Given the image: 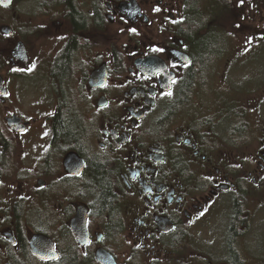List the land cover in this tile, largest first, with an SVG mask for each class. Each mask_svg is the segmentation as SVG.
<instances>
[{
  "label": "flooded vegetation",
  "instance_id": "af4514ba",
  "mask_svg": "<svg viewBox=\"0 0 264 264\" xmlns=\"http://www.w3.org/2000/svg\"><path fill=\"white\" fill-rule=\"evenodd\" d=\"M247 1L233 2L235 19H258L251 30L264 34V0ZM72 5L87 16L81 27L67 0H0V264H264V133L244 141L237 120L238 140L217 149L183 118L201 94L199 78L182 93L193 62L180 30L187 0ZM72 37L60 79L54 63ZM63 97L84 144L55 136ZM91 160L111 176L103 207Z\"/></svg>",
  "mask_w": 264,
  "mask_h": 264
},
{
  "label": "rangeland",
  "instance_id": "374dc122",
  "mask_svg": "<svg viewBox=\"0 0 264 264\" xmlns=\"http://www.w3.org/2000/svg\"><path fill=\"white\" fill-rule=\"evenodd\" d=\"M234 1L237 0H197L200 16L204 19L203 29H210L215 34L222 32V44L224 39L227 47H222L210 61V73L208 69L199 77L195 89L201 94L197 100L188 99L182 109L183 118L192 125L201 126L207 140L217 149L223 147L221 144H235L238 140L237 120L243 121L241 134L244 141L257 143L264 133V34L251 30L261 29L262 25L258 19L237 21ZM247 2L250 4L251 0ZM235 29L240 32L231 31ZM39 99V103L46 106ZM248 124L254 126L252 132ZM235 152H232V158ZM256 201H264V196H259ZM222 205L216 218L219 223L227 220L229 195L224 197ZM255 219L260 222L264 219V206L257 208Z\"/></svg>",
  "mask_w": 264,
  "mask_h": 264
},
{
  "label": "trees",
  "instance_id": "16d2710c",
  "mask_svg": "<svg viewBox=\"0 0 264 264\" xmlns=\"http://www.w3.org/2000/svg\"><path fill=\"white\" fill-rule=\"evenodd\" d=\"M67 3L71 7L70 16L74 26L76 28L83 26L87 16L75 11L72 0H67ZM204 26V19L200 16L197 0H187V16L180 25V30L189 40H193V62L186 71L183 82V94H187L191 90L195 79L207 72L210 67V61L215 55L217 56L220 53L225 42L223 39L222 44L221 37L213 32L197 36L196 33L205 28ZM76 45L77 41L72 37L54 63L53 73L60 79L67 78L71 73L72 57ZM59 109L54 117L55 136L65 141L75 140L84 144L87 128L80 117L77 116L73 101L63 97ZM88 171L92 189L98 193L101 206H106V203H109L112 199L110 195L111 176L108 169L100 161L91 160L88 164ZM232 232H234L233 227Z\"/></svg>",
  "mask_w": 264,
  "mask_h": 264
},
{
  "label": "water",
  "instance_id": "95a60500",
  "mask_svg": "<svg viewBox=\"0 0 264 264\" xmlns=\"http://www.w3.org/2000/svg\"><path fill=\"white\" fill-rule=\"evenodd\" d=\"M35 253L37 254V255H40V253L38 252V251H35ZM41 256V255H40Z\"/></svg>",
  "mask_w": 264,
  "mask_h": 264
}]
</instances>
